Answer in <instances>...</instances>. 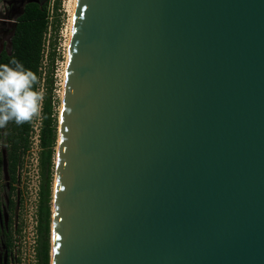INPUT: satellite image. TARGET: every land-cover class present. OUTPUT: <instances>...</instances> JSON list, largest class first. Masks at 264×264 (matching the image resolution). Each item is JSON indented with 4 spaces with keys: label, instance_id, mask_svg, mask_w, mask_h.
I'll return each mask as SVG.
<instances>
[{
    "label": "water",
    "instance_id": "1",
    "mask_svg": "<svg viewBox=\"0 0 264 264\" xmlns=\"http://www.w3.org/2000/svg\"><path fill=\"white\" fill-rule=\"evenodd\" d=\"M64 84L51 264H264V0H78Z\"/></svg>",
    "mask_w": 264,
    "mask_h": 264
},
{
    "label": "trees",
    "instance_id": "2",
    "mask_svg": "<svg viewBox=\"0 0 264 264\" xmlns=\"http://www.w3.org/2000/svg\"><path fill=\"white\" fill-rule=\"evenodd\" d=\"M13 1V0H12ZM48 1L49 0H14L9 7L7 18L14 19V27L10 29V48L0 53V64L8 63L12 57H16L26 69L32 70L37 75L34 85L37 90L40 67L43 59L44 37L48 31ZM60 0H56L55 13L59 9ZM17 12L13 16V13ZM14 17V18H13ZM54 28V27H53ZM56 30V27H55ZM55 50L51 46L49 53L50 62L54 63ZM46 94L43 107L42 152H41V202L39 224V264H51V235H52V211H53V186L55 179V158L58 141L59 114L57 99L54 100L53 77L48 73L46 81ZM31 121L16 124L9 121L6 126L0 128V144L6 148L8 160V173L10 187L2 184L7 190V195L12 203V191L16 181V171L20 161L22 150L28 144V135ZM4 150L0 146V172H3ZM5 208L3 197L0 194V215ZM10 247V234L6 225L0 221V264L4 263L2 251H8Z\"/></svg>",
    "mask_w": 264,
    "mask_h": 264
},
{
    "label": "built area",
    "instance_id": "3",
    "mask_svg": "<svg viewBox=\"0 0 264 264\" xmlns=\"http://www.w3.org/2000/svg\"><path fill=\"white\" fill-rule=\"evenodd\" d=\"M55 4L56 0L48 1L49 25L44 37L43 59L37 87V91L43 96L41 110L31 120L28 144L21 152L16 171V181L14 182V189L11 196V199L15 203V210L11 214V217L9 216L8 230L10 234V247L7 255V264L40 263L38 248L42 184L43 107L47 81L45 66L49 61L51 49L49 36L52 34ZM2 184L6 185L5 179L0 181V189Z\"/></svg>",
    "mask_w": 264,
    "mask_h": 264
},
{
    "label": "clouds",
    "instance_id": "4",
    "mask_svg": "<svg viewBox=\"0 0 264 264\" xmlns=\"http://www.w3.org/2000/svg\"><path fill=\"white\" fill-rule=\"evenodd\" d=\"M37 79L16 57L0 64V128L9 121L23 124L39 114L43 96L34 88Z\"/></svg>",
    "mask_w": 264,
    "mask_h": 264
},
{
    "label": "rangeland",
    "instance_id": "5",
    "mask_svg": "<svg viewBox=\"0 0 264 264\" xmlns=\"http://www.w3.org/2000/svg\"><path fill=\"white\" fill-rule=\"evenodd\" d=\"M70 1L71 0H60L59 9L57 13L54 12V19H53L54 28H52V34L51 36H49L50 38L49 40H50V47L51 46L53 47L56 54H55L54 63L53 62L51 63L49 60L45 66V70L47 71V74L49 73L53 77V81H54L53 92L55 94L54 100L57 99V110H58L59 118H61V112H62L65 70H66V65H67L66 63L68 59V50H69V46H68L69 30H70L71 17H72V12H71L72 9L69 4L71 3ZM0 2L7 3L9 2V0H0ZM8 11L9 9H7L6 11H4V9L2 8L0 9V22H2L1 20L3 18L7 17L6 14H8ZM16 13L17 12L14 11L13 16L16 15ZM9 42H10V34L6 32H0V51L2 47L9 49L10 48ZM0 146L3 148L4 151H6V148H4V144H0ZM55 163H57V155L55 158ZM3 179H4V171L0 172V181ZM0 194L3 197L4 206L5 208H7V190L1 187ZM54 201H55V184L53 186V200H52L53 207L55 204ZM52 212H53L52 213V219H53L54 210ZM1 253L3 256L5 250L2 251Z\"/></svg>",
    "mask_w": 264,
    "mask_h": 264
},
{
    "label": "flooded vegetation",
    "instance_id": "6",
    "mask_svg": "<svg viewBox=\"0 0 264 264\" xmlns=\"http://www.w3.org/2000/svg\"><path fill=\"white\" fill-rule=\"evenodd\" d=\"M14 1V0H13ZM12 0H9V2H7V3H2V2H0V7L2 8V9H4V11H6L7 9H9V7H14L13 5H12V2H13ZM0 8V9H1ZM7 15V14H6ZM2 22H0V32H6V33H9L10 34V37H11V33L12 32H10V29L12 28V27H14V22H15V20L13 19V20H11V18H7V17H5V18H3L2 20H1ZM7 48H3L2 47V49H1V51H0V53L3 51V50H6ZM12 203L10 204V203H8L7 204V211H8V213H9V216L11 217V214L13 213V211L15 210V203L13 202V200L11 201ZM9 223V222H8ZM7 228H8V224H7Z\"/></svg>",
    "mask_w": 264,
    "mask_h": 264
},
{
    "label": "bare ground",
    "instance_id": "7",
    "mask_svg": "<svg viewBox=\"0 0 264 264\" xmlns=\"http://www.w3.org/2000/svg\"><path fill=\"white\" fill-rule=\"evenodd\" d=\"M73 1V3H72ZM77 1L78 0H71L69 3L70 4V7H71V12H72V17H71V24H70V30H69V43H68V46H69V50H68V56H69V52H70V45H71V38H72V32H73V22H74V18H75V10H76V6H77ZM66 70H65V76H66V72H67V68H68V59H67V63H66ZM65 85V84H64ZM63 97H64V93H63ZM62 113V112H61ZM55 203V201H54ZM55 205V204H54Z\"/></svg>",
    "mask_w": 264,
    "mask_h": 264
}]
</instances>
